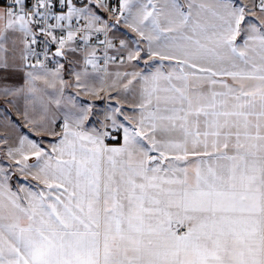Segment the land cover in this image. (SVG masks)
<instances>
[{
	"label": "snow or ice",
	"instance_id": "1",
	"mask_svg": "<svg viewBox=\"0 0 264 264\" xmlns=\"http://www.w3.org/2000/svg\"><path fill=\"white\" fill-rule=\"evenodd\" d=\"M0 110V264H264V0H0Z\"/></svg>",
	"mask_w": 264,
	"mask_h": 264
},
{
	"label": "crops",
	"instance_id": "2",
	"mask_svg": "<svg viewBox=\"0 0 264 264\" xmlns=\"http://www.w3.org/2000/svg\"><path fill=\"white\" fill-rule=\"evenodd\" d=\"M110 70H114V69H110ZM89 71H92L91 68H89ZM100 75L102 76L103 73L101 72ZM97 85L99 86V81L97 80L96 81ZM69 92H75V89H69ZM79 101L81 104H93L95 106V108L98 110V111H103L106 107V104L108 103L106 100H102L98 97H90V96H87V95H84V94H81L79 97H78ZM2 111V110H0ZM13 115V118H16V114L15 112L12 113ZM109 143H113L112 141H109Z\"/></svg>",
	"mask_w": 264,
	"mask_h": 264
},
{
	"label": "built area",
	"instance_id": "3",
	"mask_svg": "<svg viewBox=\"0 0 264 264\" xmlns=\"http://www.w3.org/2000/svg\"><path fill=\"white\" fill-rule=\"evenodd\" d=\"M113 2H115V0H113ZM54 49H55V48H54V46H53V51H54ZM50 66H51V67H54V65H50Z\"/></svg>",
	"mask_w": 264,
	"mask_h": 264
},
{
	"label": "water",
	"instance_id": "4",
	"mask_svg": "<svg viewBox=\"0 0 264 264\" xmlns=\"http://www.w3.org/2000/svg\"><path fill=\"white\" fill-rule=\"evenodd\" d=\"M55 50V49H54Z\"/></svg>",
	"mask_w": 264,
	"mask_h": 264
}]
</instances>
